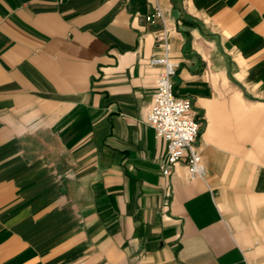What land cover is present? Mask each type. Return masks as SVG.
Segmentation results:
<instances>
[{
    "label": "crops",
    "instance_id": "0c3cea01",
    "mask_svg": "<svg viewBox=\"0 0 264 264\" xmlns=\"http://www.w3.org/2000/svg\"><path fill=\"white\" fill-rule=\"evenodd\" d=\"M166 52L204 177L162 172ZM0 264H264V0H0Z\"/></svg>",
    "mask_w": 264,
    "mask_h": 264
},
{
    "label": "built area",
    "instance_id": "2783aa9c",
    "mask_svg": "<svg viewBox=\"0 0 264 264\" xmlns=\"http://www.w3.org/2000/svg\"><path fill=\"white\" fill-rule=\"evenodd\" d=\"M157 16H162L160 8L147 15V19L154 21ZM150 63L161 67L147 122L155 129L157 136L167 143L162 172L171 175L173 168L186 157L191 178L204 177L206 167L201 152L195 146L200 133V121L192 101L175 92L173 76L177 63L167 52L152 56Z\"/></svg>",
    "mask_w": 264,
    "mask_h": 264
}]
</instances>
